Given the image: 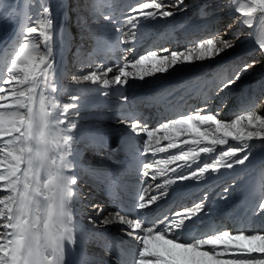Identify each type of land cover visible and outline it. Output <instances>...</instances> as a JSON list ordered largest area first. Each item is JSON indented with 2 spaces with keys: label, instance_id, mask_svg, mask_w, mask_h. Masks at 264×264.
<instances>
[{
  "label": "snow or ice",
  "instance_id": "obj_1",
  "mask_svg": "<svg viewBox=\"0 0 264 264\" xmlns=\"http://www.w3.org/2000/svg\"><path fill=\"white\" fill-rule=\"evenodd\" d=\"M227 2L221 0V4ZM105 6L110 10L105 11ZM86 7L90 23L78 12V2L71 10L77 13L81 36L95 39V51L130 53L135 51L141 28L168 21L188 5L185 0H132L119 8V15L114 0H92ZM40 9L34 23L19 30L14 54L0 68V264H69V254L72 264H264V228L253 231L211 220L220 202L228 201L235 180L217 193L214 206H209L205 191L191 206L158 212V202L170 186L210 179L207 174L222 175L221 169L234 171L249 161L253 141L264 147V115L259 112L264 98L259 106L242 104L231 118H221L232 104L235 86L257 63L236 59L240 35L227 36L233 25L181 48L149 47L131 59L125 55L122 66L95 64L88 71L82 67L80 74L71 77L77 87L63 102L56 76L55 21L47 3ZM233 11L244 18L234 16V23L252 26L258 13L264 20V0H247ZM207 15L202 8L200 18ZM130 41L131 47L121 48ZM59 43L70 51V32L63 30ZM259 49L264 58V39ZM192 64L198 65L197 70L180 86L185 89L181 99L187 111L149 127L135 113L109 107L114 122L129 131L126 148L136 146L130 155L137 176L145 179L133 192L120 174L95 172L96 186L103 188L115 207L102 216L103 204L93 203L83 191L76 148L82 139L84 96L98 93L108 98L119 92L123 104L128 97L121 90L136 87L130 81L158 83L166 74ZM176 91L161 95L172 96ZM192 99L195 106L188 104ZM92 143L97 149L108 146L102 137L93 138ZM157 153H167L166 159H156ZM209 154L210 159L202 158ZM170 164L180 171L169 169ZM157 177H165L163 183H149ZM89 208L94 214L87 216L85 227L75 218H83ZM252 215H264V192ZM204 217L209 218L207 224ZM113 225L122 226L119 231L133 243L110 242L108 229ZM89 238L98 241L107 260L87 252Z\"/></svg>",
  "mask_w": 264,
  "mask_h": 264
},
{
  "label": "bare ground",
  "instance_id": "obj_2",
  "mask_svg": "<svg viewBox=\"0 0 264 264\" xmlns=\"http://www.w3.org/2000/svg\"><path fill=\"white\" fill-rule=\"evenodd\" d=\"M131 1L132 0H114V2L116 4V9H117L116 14L119 15V8L125 6L127 3H131ZM77 2L81 5V8L78 9V12H80L82 10L81 13L82 12L83 13L82 14L80 13L81 15L84 16L85 11L87 13H89V9L86 7V4L90 5L92 0H79V1L68 0V2L65 1L63 3V5H64V7H63L64 8V17L63 18H58L57 16L52 15L54 18V21H55V26H56V34L55 35H56V39H57V44H56V47L54 49L55 60H56V76L59 78V82H60L61 89H62V91L59 94V99L63 102H68V93L74 91L75 88L77 87V86H74L72 84L71 79L68 78L69 73H70L68 68H66L65 72H64V68L66 67L65 63H66L67 59L69 57H71L70 52L74 51L75 49H76L75 51H77L78 46H80V45L82 46L85 44L86 52L92 53V55L95 58V60H94L95 63L93 65H95V64H116V60H114L113 57H116L117 55L114 52L97 53L95 51V47H96L95 39L92 37L84 38L80 34L81 31L76 32V29H77V27H76L77 25L75 23L76 20L71 19L69 17V15L66 13H67L68 9L72 8V6ZM185 3H186V1H185ZM56 6H57V3L54 1V6L51 5V7H50L51 12H52V7L53 8L55 7V9H56ZM55 9H54V11H55ZM109 10L110 9L107 6H105V11H109ZM56 13L57 12H55V14ZM181 13H178L175 17L169 18L168 21L161 22L160 25H156V24L152 25L151 24L147 27V29H146V27H143L140 30H141V32H143L146 29L147 34L151 31L150 33L153 34V36H154L157 33L161 32L162 27H164V29L167 30V29L177 25V23L180 20V14ZM90 17L86 18V20L89 23L91 22V19H92V18L90 19ZM22 22H25L26 26H28L30 24V22L28 20H25ZM188 24H189V22H188ZM190 24H193V22ZM63 30H67L68 32H70L71 37L73 38V43L71 45L70 51H65L60 46L59 39L61 36V32ZM178 30H181V29H178ZM177 34H179V33H177ZM139 35H142V33L139 32L138 36ZM161 35L162 34H160V36ZM160 36H158V37H160ZM145 37H146V35H145ZM156 37L157 36H155V38ZM130 43H131V41H130ZM150 43L151 42H147V43H144L142 46H140L141 49L139 48L136 51L137 54H140L144 48H146V47L148 48L150 46ZM174 46L176 48H179L180 44L176 43ZM172 49H174V48H172ZM136 52H133V53H136ZM112 54H115L116 56L112 57L111 56ZM134 56H138V55H130V53L127 54V57L129 59L133 58ZM78 61H79V64H84L85 71L90 70L89 65L87 63L88 58H83V59L80 58ZM67 67H68V65H67ZM186 67H187V65H186ZM186 67H184V69H185L184 71L175 70V71H172L173 72L172 74H166L165 79L158 82V83H151L150 80H148V79H146L145 81H139V88L141 86V89L134 90L135 87L134 88L132 87L131 88L132 90L131 91L129 90L130 92L126 93V95L128 96V100H127L128 102L127 103L124 102L123 105L116 106V101H117L118 96L120 94L119 92H114V94L108 98H105L103 96H99L98 93H92V94H88V95L84 96L83 103L85 106L82 108L81 113H80L81 117H83V120L81 121L82 139L80 141V142H82V145L80 147H76V148L79 152L81 174L83 176L86 175V178L84 179L85 183L83 185V191L85 193H87L90 197L93 198L92 199L93 203L99 202V203L103 204L104 212L102 213V216L107 215V213L109 211L115 210V207H114L113 201L105 195L103 188L96 186L97 182H96V179L94 176L95 172H103V173H110L111 172V173L120 174L121 180L124 183V185L129 190H131L133 192L136 190L138 184L143 179H145V177L137 178L135 166L132 162V156L130 155V152L134 151L136 146H133L131 149L126 148V141H127V137L129 136V131L124 127V125H120V124L114 122V120H112L113 113H111L110 111H108V112L102 111V109L112 107L115 110L117 107H122V109L126 110L127 112L135 113V115L137 117L147 121V123L149 124V127H155L160 119L176 115L181 111H187V107L184 105L183 100L181 99L182 95H184V93H185V89L180 88V86L185 84V82L189 81V78L197 70L198 65L195 68H188V67L186 68ZM65 73L68 74L67 77H66ZM109 75L111 76V74H109ZM182 80L185 82H182ZM162 86L167 87L168 90L179 89V91L174 92V94L172 96L161 95V94L165 93L162 90ZM244 86H246V85H244ZM80 87H84V86H80ZM117 87H119V86H117ZM236 87L237 86H235V88ZM136 88L138 89V87H136ZM234 108H235V106H234ZM106 110H108V109H106ZM259 112H260V114L263 113L264 107H260ZM224 114L223 115L226 116L227 113H224ZM105 116H109L111 119V122L109 124H107L106 127H103V125H101V121H103V118ZM145 117L148 120H146ZM101 137L108 142V146L105 148L97 149L93 145L92 139L93 138H101ZM166 143H167L166 141H162V144H166ZM99 150H105L107 152H111V153H113L114 157H112V159H109V160H105L104 158L98 160L97 159L98 155H96V154L98 153ZM171 151H173V150H171ZM157 154H159L158 159L163 158L161 153H157ZM163 154H165V153H163ZM143 158L144 157H140V159H143ZM253 164L251 163V165H253ZM168 167H169V169H172V168H170V166H168ZM178 170H180V169L177 168V171ZM172 174L173 173L171 171H169V176L174 177V175H172ZM230 175H232V174H230ZM229 178H230V176H223L222 175L220 179L226 180ZM164 179H165V177H157L156 181H151L149 179V183H153V184L154 183H163ZM209 183H210V180L206 179V180H202V181H195L194 180L193 183H191V182H188V183L178 182L177 184L170 186L167 195L162 200H160L158 202L160 205L158 212H172L176 209L182 208L184 203H188V202L192 201V198H194V196L196 194L200 193V191L208 190L205 188ZM217 183H218V181H217ZM209 190H210V188H209ZM180 191H184V193L182 194ZM179 192L182 194L181 197H179V195H178ZM149 194H151V193H149ZM153 194H155V193H153ZM185 198H186V201H188V202H184ZM93 214L94 213H93L92 209L89 210V212L87 211V215L84 216L86 220H85V222L82 221V226H85V227L87 226V224H88L87 216L93 215ZM227 215H228V211L225 209L223 211H220V212L213 214L211 217V220L214 222L223 221L229 227H233V225H235V222L232 223V220L228 219ZM235 216L236 215H234L233 218ZM75 219L78 221H81L80 218H78V216ZM97 219H99V218H97ZM236 221L238 223H241L245 227H249L251 230L253 229V227H250L248 225V223L245 222L242 218H239ZM203 222H205L204 224H207L209 222V218L204 217ZM120 227H122V226H120V225L110 226L108 229L110 235L107 237V239L110 242H117L120 244H125V243L131 244V243H133L132 241H130V238L125 237L119 231ZM86 250L90 255H92L94 257L103 258L104 260L108 259V257L104 254L102 248L100 247L98 241H96L94 239L89 238V241L86 245ZM67 260L69 261V264H72L73 257L71 254H69L67 256Z\"/></svg>",
  "mask_w": 264,
  "mask_h": 264
},
{
  "label": "rangeland",
  "instance_id": "obj_3",
  "mask_svg": "<svg viewBox=\"0 0 264 264\" xmlns=\"http://www.w3.org/2000/svg\"><path fill=\"white\" fill-rule=\"evenodd\" d=\"M54 1L57 3V6L56 9L55 7L54 8L52 7V12H51L52 15L57 16L58 18H63L64 17L63 3L65 1L68 2V0H0V68H3L5 62L9 61L10 57L14 54V50H15L14 46L16 45V38L20 36L19 30L21 28L27 27L25 25V22L22 21L28 20L30 22L28 26H30L32 23H34L35 19L38 16L39 11L41 10L40 5L42 3H47L51 7V5L54 6ZM185 1L186 4L189 5L187 10L180 14V20L177 23V25H175L177 28L173 26L165 30L164 27H162L161 32L153 36V34L150 33L151 31L149 32L150 34L146 33V29L148 27L147 26L146 29L143 31L145 34L141 32V30L139 31L140 33H142V35H139L137 37V40L139 42L138 44H136L134 52H136L140 48V46H142L144 43L147 42H151L149 47L170 46L171 48L177 49L174 46L177 43L180 44L179 48H181L186 46L188 43L197 39H202L215 31L223 32V30L227 28L228 25L231 24L233 26L228 31L227 36L232 37L234 34L237 33H239L240 35V39L237 42V48L234 50L236 53V59L243 58L247 60H256L257 63L253 69H251L248 73L245 74V76L242 78L239 84L236 85L237 87H236V91L233 93L234 99L232 101V104L229 107V109H227V111L225 112L227 113L226 116H224L225 114L223 113L224 115L222 114L221 118L224 119L231 118L242 104L250 106L252 103H254L255 105L259 106L261 99L264 98V89H263L264 88V58H261L260 56L261 50L259 49V45H258L259 41L261 39H264V20L260 19L261 14L258 13L253 18L252 26H249L239 22L234 23V16L239 17V13L233 11L235 8H239L241 6L246 5L247 0H236L235 4H232L231 0H228L226 4H221V0H185ZM229 5H231V7ZM202 8L204 9V11L209 13V15H207L203 19L200 18V10ZM71 9L72 8L68 9L66 14H68L71 19L76 20L77 13L73 12ZM218 9H222V10H218ZM55 12L57 13L55 14ZM84 17L85 18L90 17L89 13L85 11ZM189 17H191L190 19L191 21L188 19ZM239 19L243 20L244 18L239 17ZM161 22L163 21H159V22L154 21L151 22V24L160 25ZM192 22L193 24H190ZM80 31H81L80 28L77 27L76 32H80ZM160 34L162 35L160 36ZM155 36L157 37L155 38ZM173 36L176 37L174 38ZM131 44L132 42L131 43L129 42V45H121V48L131 47L132 46ZM78 48L80 49V51L79 52L75 51L76 50L75 49L74 51L70 52L71 57H69L65 63L66 67L64 68V72L66 68H68L70 72L69 76L68 74L66 73L65 74L66 77L68 76L69 79H71L72 75H77L81 73V68L82 67L84 68V64H79L78 60L80 58L82 59L88 58L87 61L88 65H93L95 63L94 61L95 58L92 55V53L86 52L85 44L82 46L81 45L78 46ZM146 49L147 47L144 48L143 51ZM114 53L117 56L115 54H112L111 56L112 57L116 56L113 57L114 60H116V63L118 62L122 66L124 62V57L128 53H124V52H114ZM130 55H138V54L137 52L136 53L130 52ZM196 66H197L196 64L187 65L188 68H195ZM184 67H186V65ZM172 73L173 72H170L169 74ZM182 82L185 81L182 80ZM130 84H135L136 87H138V89L136 87L135 88L133 87L134 90L141 89V86L139 88V81L138 82L130 81ZM127 88L122 89V92L123 91L125 92V93L123 92V95H126V93L132 90L131 89L132 87H129L128 89ZM162 90L166 93L168 88L162 86ZM119 96L116 101V106L123 105L119 100ZM127 102L128 101H126V103ZM188 104L195 106L196 100L195 99L189 100ZM234 106L236 109L234 108ZM104 109H102V111H106V112L109 111V108H104ZM261 115H264V112L261 113ZM145 119L148 120L146 117ZM110 122H111L110 117L105 116L103 118V121H101V125H103V127H106L107 124H109ZM252 143L255 145V147L253 148L249 161L246 162L245 164L247 167L245 165L237 166L234 171L221 169V173H223L222 174L223 176H230V178L226 180L220 179L222 176L220 174H216V175L210 174L212 176L211 179H208L210 180V183L205 188L208 190L200 191V193L196 194L194 198H192V201L190 202L186 201L185 198L184 202H188V203H184L182 207L191 206L194 202H198V200L202 198L203 193L205 191H207L209 194V200H208L209 206H214V203L217 201V193L221 192L222 188L225 185L231 184V182L235 179V185L230 188L231 194L228 201L226 203L220 202V206H219L220 209L218 208L216 211L213 212V214L226 209L228 211V215H227L228 219H231L232 223L235 222V225L237 226L242 225L241 223H238L236 221L237 219L242 218L245 222L248 223L250 227H253L252 229L253 231L264 228V215H256V216L252 215L255 205L259 201L261 193L264 192V162H263L264 147L261 146L260 142L253 141ZM81 145L82 142H79L76 145V147H80ZM161 154L163 156V158L161 159H166L167 154L166 153L165 154L161 153ZM96 155H98L97 158L98 160L102 158H104L105 160H109L112 159V157H114L113 153L107 152L105 150H99ZM158 156L159 154H157L155 158L158 159ZM202 158L209 159L211 158V154L208 156L202 155ZM177 163H182V162H177ZM251 163L254 164L251 165ZM169 166L170 168H177L176 164H170ZM193 167H195V165H193ZM190 170L191 169H188V171ZM179 171L180 170H178L177 172ZM83 177L85 179L86 175H84ZM141 177L142 176L139 177L137 176V178H141ZM188 182L193 183L194 180L185 181L184 183H188ZM212 188L215 189L213 190ZM180 192L182 194L184 193V191H180ZM180 192L178 194L179 197L182 196ZM2 194L3 193H0V195ZM89 210H91V208L88 209V212ZM86 215L87 214H85L84 216ZM234 215L236 216L233 218ZM84 216L83 218L78 216V218H80L81 221L85 222L86 219Z\"/></svg>",
  "mask_w": 264,
  "mask_h": 264
}]
</instances>
